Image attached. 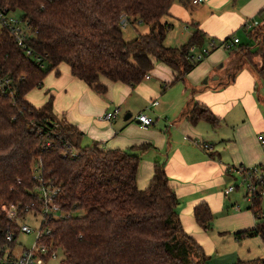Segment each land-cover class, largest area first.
<instances>
[{
    "label": "trees",
    "instance_id": "obj_1",
    "mask_svg": "<svg viewBox=\"0 0 264 264\" xmlns=\"http://www.w3.org/2000/svg\"><path fill=\"white\" fill-rule=\"evenodd\" d=\"M173 2L0 0V5L23 11L30 23L26 42L32 48L28 54L13 35L0 31V73L12 80L8 93L0 91V205L31 199L33 164L40 161L45 175L60 188L57 201L69 212L48 222L52 234L46 240L67 254L61 264H211V255L184 229L165 163L157 162L149 185L138 187L141 157L136 150L147 149L149 143L128 148H102L97 141L82 145L84 133L55 112L52 95L41 106L27 99L62 63L99 93L107 91L101 77L132 87L142 82L154 66L151 58L182 78L202 61L189 54L192 46H202L204 33L197 29L184 44L165 45L171 24L162 17L169 15ZM124 16L134 27L147 23L149 31L127 39L121 26ZM247 35L259 40V48L254 51L246 43L238 47L246 57L262 52L258 70L264 77V28L248 29ZM187 117L192 123L218 122L201 103ZM262 199L248 207L255 226L236 232L237 238L260 236L264 242ZM193 215L203 229L212 227L214 215L206 201L194 206ZM5 223L0 208V230ZM233 264L264 260L238 259Z\"/></svg>",
    "mask_w": 264,
    "mask_h": 264
},
{
    "label": "crops",
    "instance_id": "obj_2",
    "mask_svg": "<svg viewBox=\"0 0 264 264\" xmlns=\"http://www.w3.org/2000/svg\"><path fill=\"white\" fill-rule=\"evenodd\" d=\"M169 15L176 24L175 33L171 29L166 35L168 45L184 44L197 29L204 33L203 43L206 39L220 42L232 34L238 35L249 18L258 20V27L263 29L264 0H203L199 4L192 0H174ZM239 39L230 50L220 45L212 49L182 78H177L174 69L154 58H151L154 66L149 77L134 87L101 77V82L107 86L105 93L97 92L72 75L69 65L62 63L58 71L55 70L58 78L53 83L58 90L45 92L47 96L52 95L55 112L64 115L84 133V141L88 137L90 143L97 141L102 148L149 143L150 146L139 153L138 187L146 188L153 178L155 164L164 162L169 182L179 199L190 196L180 210L184 229L204 248V239L209 236L203 233L206 230L193 215L194 206L201 201L209 204L219 234H229L234 244L244 242L245 238L262 242L254 255L249 252L244 257L238 252H226L212 258L211 264H233L238 259L264 260V242L260 236H235L236 232L255 226L252 210L242 211L236 198L226 200L225 190L220 189L225 176L229 175L227 166L264 164V77L256 66L252 68L250 62H244L238 47L244 42ZM250 41L257 45L259 40L250 37ZM256 56L262 61V52ZM27 99L33 103L28 94ZM153 100L158 103L146 109ZM195 103L209 108L218 118L217 124L205 119L190 122L187 112ZM33 104L41 106L43 103ZM117 105L120 113L115 118H102ZM141 111L154 118L152 125L144 127L137 122L135 116ZM158 156L160 160H154ZM247 215L249 219H245Z\"/></svg>",
    "mask_w": 264,
    "mask_h": 264
},
{
    "label": "built area",
    "instance_id": "obj_3",
    "mask_svg": "<svg viewBox=\"0 0 264 264\" xmlns=\"http://www.w3.org/2000/svg\"><path fill=\"white\" fill-rule=\"evenodd\" d=\"M194 4H199L203 0H192ZM17 10V9H16ZM9 5H0V31L3 29L14 36L19 45H21L28 54L32 53V48L28 46L26 40L30 32V23L27 18L23 16V11L20 15L15 14L16 11ZM20 10V9H19ZM128 24L127 18L122 17L121 26L126 28ZM259 21L253 18L246 20L244 28L246 30L258 26ZM240 41L239 37L234 35L228 40L217 42L211 39L208 45L201 46L195 49L192 46L190 49V58L199 61L210 53L211 49L219 45H224L230 48ZM145 77H149L147 74ZM12 87V80L0 73V91L8 93ZM157 100L151 101L146 109L157 104ZM120 113V107L107 110L102 118L111 120ZM137 122L148 127L154 123V118L148 113L141 111L135 116ZM263 139L262 136H260ZM48 144H50L48 142ZM69 145V143H67ZM76 151L72 153L75 156ZM227 172L231 173L235 179H241L245 187V196L252 203L256 198L264 196V164L246 166H228ZM234 173V174H233ZM32 178L35 180V185L31 190V199L28 201H3L0 205L1 212L5 217V226L0 230V264H45L56 258V249L58 246L54 245L53 241H47L46 238L51 236L52 228L48 222L53 218H60L68 216L69 212L62 209L61 204L57 201L59 195V186L53 179L47 177L43 172L41 162L37 161L33 164ZM238 185L231 184L225 188L226 194L234 191ZM238 207V206H237ZM34 211L41 215V227L35 235V240L30 247H24L18 252L15 251V241L19 233L31 232L32 228L22 222L27 212Z\"/></svg>",
    "mask_w": 264,
    "mask_h": 264
},
{
    "label": "rangeland",
    "instance_id": "obj_4",
    "mask_svg": "<svg viewBox=\"0 0 264 264\" xmlns=\"http://www.w3.org/2000/svg\"><path fill=\"white\" fill-rule=\"evenodd\" d=\"M21 12H22L21 10L17 9L15 11V14L20 15ZM162 21L168 22L169 24H171L169 31L172 29L171 32H173V30L175 29L174 26L176 24V21L174 20V18H172L170 15H164L162 17ZM148 31H149V25L145 22L144 23L139 22L136 24L135 27L132 26L130 23H128L127 27L124 29V36L127 39H132L137 35L138 32L147 33ZM173 33H175V32H173ZM234 35H236V34H232L231 36H234ZM238 35H240V37L242 38V42L248 44L252 48V50L256 51L258 49L257 45H254V43H252L253 41H250V37L247 35L246 29H242L241 31H239ZM238 35H236V36H238ZM206 40H207V42L203 43L202 46L208 45V43H209L208 39H206ZM223 40H224V38L221 39V41H223ZM217 42H219V41H217ZM164 44L167 46H179V45H177V43H172L171 45H168L169 44V37L167 39L165 38ZM219 47H223L226 50H230V49H227L224 45H220ZM199 48H200L199 46H195L196 50ZM208 54L206 55V57L208 56ZM242 55H243V52H242ZM253 57L254 56H247V57L243 56L242 58L244 59V62H247V63L250 62V65L252 66V68H254V66H256L257 68L261 67V64H262L261 58L258 56L254 57V58ZM259 58H260V60H259ZM239 62H241V58H240ZM57 78H58V76H56L55 70L50 71L45 76V78L43 79V82L41 84L37 85L36 87H34L33 89H31L29 91L28 98L33 103H36V104L44 103L49 98V96L45 95V92L48 89H50L52 93H54V90H58L57 86L53 84L54 79H57ZM211 82H213V80H211L210 83ZM63 103H65V102H63ZM87 139H85V141L82 140V145H87L90 143V140L88 137H87ZM212 140H211V143H214V139H212ZM199 141L200 140H197V142H199ZM203 144L205 147H208L207 143L203 142ZM142 151L143 150L138 151L137 154L141 153ZM140 157H141V155H140ZM155 159L156 158H154V160ZM227 167H226V173H228ZM228 174L229 175L225 176L226 177L225 183L220 185V189H222V191H223V190H225V188H227L231 184L238 185V187H236V189L234 191H232L230 194H227V195L223 194V197H225L226 200H228L229 197L230 198L234 197V198H236V201L241 205L240 208H242V211H251V210H248V207L251 205V203L249 202V200L245 196V187L243 186L241 179L240 178L235 179V177L232 176L231 173H228ZM198 194H200V193H198ZM189 198H190V196H186L185 198L181 197L179 199V204L177 207L179 213H180V210L185 207V202H187ZM262 204H264V196L262 199ZM75 214H77V213H75ZM245 219H249V216L248 215L245 216ZM214 220H215V218H213L212 228L203 232L209 236V237H205V239H204V244H205L204 249L208 255H211V259L221 257L222 255L227 254L226 252H238V253L242 254L241 256H244V257H246L249 252H250L249 255H254L257 252H259L258 248H259V245H261L260 243H262V242L257 243L256 240H252L253 238H251V240L249 238L248 239L245 238V239H243L244 242H241V243L237 242L236 244H234V240H233V238H231L229 236V234H227V233L219 234V230L215 229L216 225L214 226V224H215ZM22 222L28 224L32 228V231L29 233H27V232L19 233L17 240L14 243L15 244L14 249L16 252H18L19 250H21L24 247H30L32 245V243L35 240V235L41 227V215L37 212L29 211V212H27L25 218L22 219ZM240 240H242V239H240ZM56 255H57L56 258L52 259L51 261H49L45 264H61V260L65 259L67 256L65 250L61 247H58L56 249Z\"/></svg>",
    "mask_w": 264,
    "mask_h": 264
},
{
    "label": "water",
    "instance_id": "obj_5",
    "mask_svg": "<svg viewBox=\"0 0 264 264\" xmlns=\"http://www.w3.org/2000/svg\"><path fill=\"white\" fill-rule=\"evenodd\" d=\"M155 160H156V161H159V160H160V156H158Z\"/></svg>",
    "mask_w": 264,
    "mask_h": 264
}]
</instances>
